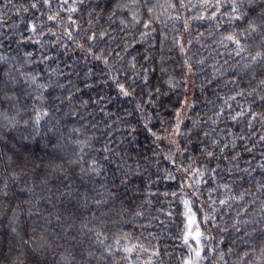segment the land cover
Listing matches in <instances>:
<instances>
[{"label":"clouds","instance_id":"obj_1","mask_svg":"<svg viewBox=\"0 0 264 264\" xmlns=\"http://www.w3.org/2000/svg\"><path fill=\"white\" fill-rule=\"evenodd\" d=\"M71 6L0 0V264H264V0Z\"/></svg>","mask_w":264,"mask_h":264},{"label":"snow or ice","instance_id":"obj_2","mask_svg":"<svg viewBox=\"0 0 264 264\" xmlns=\"http://www.w3.org/2000/svg\"><path fill=\"white\" fill-rule=\"evenodd\" d=\"M72 5L69 8H66V11L71 12V13H75L77 11L76 7H75V0H71ZM62 6L63 5H67L69 3V0H61ZM233 12H236V8L233 6L232 8ZM201 19L203 17H200ZM49 20H53L54 17L49 16L48 18ZM69 22L70 23H74L75 19L72 16H69ZM233 19H239V16H234ZM145 27H147V24H145ZM187 27V26H186ZM27 31L29 33H36V26L35 24H33L32 22H29L27 24ZM101 36H103V33H101ZM95 35L93 34L92 36L89 37V39H94ZM224 39L230 41L231 43H233L236 48L237 51L239 52L240 50H242V43L239 39L236 38V36L232 33H228ZM33 43L38 44L39 41L35 40L33 41ZM184 41L183 39H180L177 41V45L180 48V51L183 52L184 49L182 47ZM185 63L187 64V62L185 61ZM118 91H120L123 95H128L127 89L125 88V86L123 84H118L117 86ZM184 102L181 101V104H183ZM47 115V112H44V116ZM180 115V108L176 109V116L179 117ZM243 115L240 112H237L232 119L235 120L237 117ZM252 116L255 117L256 113H252ZM34 119L37 123L40 122L41 120V113L39 110H36L34 113ZM177 134H179V126L177 125ZM264 139V138H262ZM104 151H107V148L104 149ZM209 155H211V153H209ZM94 163V162H93ZM262 167H264V165H262ZM98 171V169H97ZM198 171V170H197ZM213 172H215V169L212 170ZM203 175V173L201 172V176ZM221 187H227V185H221ZM173 195H175V193H173ZM219 203L221 205H225L226 201L224 199H221L219 201ZM181 204H182V211L180 213V215L182 216V240L185 244H187L189 246V250L191 251L192 255L190 257H186L183 261V264H199L200 259L202 258V254L205 251H211V249L205 250L202 247V240L205 238L204 237V232H203V228L201 226V219H203V221L205 223H209L210 222V218L207 214L201 216L199 214H197V212L195 211V209L193 208L191 202L187 199L184 198L181 200ZM167 216H171L172 213L171 211H167L164 213ZM216 217L213 216L211 217V221H215ZM234 222H235V218H234ZM213 227H215L216 225L213 223L212 225ZM116 244L119 245V240L117 239ZM195 245V247H193L192 245ZM133 248L134 246H127L125 245L121 251L124 252L126 255H129L133 252ZM153 255H161L160 249L159 247H157L154 252ZM149 264H152V261H149Z\"/></svg>","mask_w":264,"mask_h":264}]
</instances>
